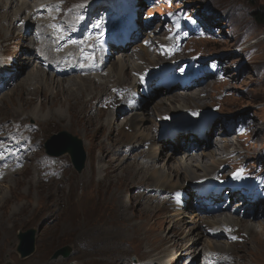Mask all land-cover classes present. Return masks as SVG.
I'll return each instance as SVG.
<instances>
[{"label":"bare ground","instance_id":"obj_1","mask_svg":"<svg viewBox=\"0 0 264 264\" xmlns=\"http://www.w3.org/2000/svg\"><path fill=\"white\" fill-rule=\"evenodd\" d=\"M92 1L0 0V53L7 56L0 60V66L18 69L0 88L3 89L7 81L14 80L30 96H35L32 93L37 86L44 87L48 80L43 78L40 71L51 79H59L63 90L73 96V110L98 132V136L96 132L90 135V141L101 153L99 164L102 178L97 180V173L90 167L78 175L70 174L67 167H54L55 161L43 155V140L58 128L55 122L42 120L49 118H31L27 115L16 119L0 117V193L10 191L20 181L25 185L30 182L39 188L55 191L48 195L49 206L39 205L33 210L34 221L37 222L35 226L39 232L42 228L48 232L47 227L56 228L62 218L66 219L63 223L67 222L68 214L77 217L74 210L83 199L87 201L90 198L92 181L100 189L105 184L109 186L110 180H123L134 207L156 215L155 220L161 221L171 232L170 235L164 234L163 237L169 238L163 240L156 236L162 232L144 234L142 228H139L140 224L137 225L136 230L141 231L138 234L141 246L139 248L134 243L130 250L131 254L142 260L140 264H168L171 259H176L177 264L182 255L190 253L191 258L197 252L190 264L258 263L252 260L255 258L252 254L244 258L242 252L250 241H254L253 238L264 236V175L242 184L237 169L246 167L242 166L241 160L251 159V155L255 157L254 152L258 146L256 137L260 129L253 124L250 113L231 117L239 107L223 95L231 87L226 65L217 62L212 73H208L192 65L198 58L196 49L176 54L179 51L177 43L166 47L161 39L155 42L147 35L143 37L140 29L146 31L148 23L142 27V24L138 26L135 21L140 12L148 7V0H142L143 5L140 0H131L133 6L138 3L134 15L122 0H97L101 1V5L97 6ZM113 2L120 6L122 18L119 20L113 16L91 27L93 22L99 20L100 7L105 9L104 5ZM233 5L236 4L231 3L230 7ZM25 12H28V17H23ZM34 17L39 20L33 22L34 31L28 35V30L24 31L26 19ZM123 27L127 34L121 32L111 38L114 32ZM136 36L139 39L134 45L136 52H118L117 63L108 61L112 48H126ZM253 38L249 45L259 43L257 36ZM22 44L26 50L13 53L15 46ZM127 60L130 65L122 68ZM171 60L175 63L163 66ZM32 67L34 69L27 77L16 80L22 72L26 74ZM37 79V85H32ZM168 79L178 81L177 90L170 93L185 102L172 103L176 98L166 96L170 94L166 93L165 81ZM157 80L165 83V89L159 91H163L161 97L152 105L156 104V108L153 107L154 115L149 117L151 121L142 114L143 108L140 109L138 104L140 95L147 96L149 85ZM79 86L82 88L77 90ZM133 88L138 92L133 93ZM165 98L171 101L166 108ZM198 100H206V104L199 105L196 102ZM2 108L0 105V115ZM208 108L220 115L219 121L211 126L204 125V110ZM120 116L122 122L118 123ZM176 124L193 125L196 128L192 131L171 132L168 138L159 143V131ZM217 134V140L212 143L210 138ZM115 136L116 141L110 144ZM138 138L142 140L139 142ZM177 150H183L184 153L176 157L174 154ZM258 153L257 159L260 157ZM182 156L187 157L185 159ZM207 158H210L209 163L204 162ZM120 166L132 169L137 174L127 175L130 181H124L127 173L120 171ZM225 168L229 170L220 174ZM258 168L262 169L261 165ZM198 171L203 172L201 177ZM21 177L28 181L20 180ZM216 178L219 183H216ZM231 180L235 181V188L228 189L232 197L227 199V192L223 190L230 187ZM190 185H194L195 192L187 195L185 190ZM76 192L80 196L74 202ZM48 207L53 211L47 217L45 209ZM39 212L45 216L44 219H39ZM31 224L32 221H26V225ZM178 226L179 231L183 226L191 230L183 238H178ZM148 243L155 249H150ZM79 246V249L70 246L74 250L72 258L75 254L81 255L84 252L82 250H87L84 245ZM143 247L148 252H160L156 255L158 258L163 256V259H159V263L154 262ZM39 254L37 245L34 253L26 259H20L18 264H36L41 261ZM127 261L128 257L113 263L104 258L100 262L97 258L88 263H77L128 264ZM41 262L53 264L46 260Z\"/></svg>","mask_w":264,"mask_h":264},{"label":"rangeland","instance_id":"obj_2","mask_svg":"<svg viewBox=\"0 0 264 264\" xmlns=\"http://www.w3.org/2000/svg\"><path fill=\"white\" fill-rule=\"evenodd\" d=\"M122 1L134 15L137 11L135 8L138 3L133 6V1L131 0ZM231 3L236 5H233L234 7L231 8ZM92 4L96 6L101 5V1L93 0ZM104 4L105 3H102V5ZM140 4L143 5L142 0H140ZM147 5L148 7L144 8L141 11L142 13L140 12L138 15L139 18L135 21L138 26L142 24V27L148 23L146 31L143 32L142 29H140V33L143 37L147 35L155 42L161 39L166 44V47L177 43L179 51H177L176 54L185 52L189 49H196L197 51H195L198 53V58L192 62V65L208 73H212L213 66L217 62H222L226 65L225 70L229 73V83L231 87L225 90L223 95L229 97V100L231 99V102H234V104L239 107L238 111H236V113L233 112L231 117L240 116L245 112L250 113L253 118V124L256 128L260 129V131H258V138L256 137L258 146L254 152L255 157L251 155V159L241 160L240 163L242 166L246 165V167H240L237 169V173L240 174L239 178L242 184L250 180L259 179L264 175V24H259V22L254 19L253 14L254 12L262 11L264 0H148ZM104 7L105 9L100 7L99 20L93 22L94 24H92L91 27L113 16H116L119 20L122 18L123 14H121V8L116 3H109L104 5ZM23 17H28V12H25ZM26 20V24L24 23L25 26L23 25L25 27L24 31L26 32V30H28V35H30L31 32L34 31L33 22H36L39 18H27ZM121 32L127 34L125 27L120 31L114 32L111 38L118 36ZM255 36H257L256 39L259 40V43L257 45H249L250 41L253 40ZM169 37H171L170 40H168ZM138 41L139 39L136 36L130 41L128 47L118 49L112 48L113 52L108 61H111L112 64L117 63L118 56H116V53L118 52L129 51L131 54L136 52L135 44H137ZM21 49L26 50L25 45L15 46L13 53ZM5 58H7V56L0 53V60ZM174 63L175 61L171 60L165 62L163 66H171ZM125 64L122 68L127 67V65L129 66L130 62L127 60ZM33 69V67L30 68L26 74L22 72L16 80L19 81L27 77ZM17 72L18 69L15 67L3 68L0 66V86ZM40 72L43 78L48 80L45 81L44 87L41 88V86H37L36 91L32 93V95L35 96H30L29 93L25 91L24 87L14 80L7 81L3 89L0 88V105L3 106L0 117L16 119L23 115H27L31 118H49L42 120L53 121L58 128L43 140L41 144L43 155L55 161L53 164L54 167H67L70 174L78 175L82 173L85 168L90 167L97 173V180L102 178L99 164L101 153L98 151L97 146L90 141V135L96 132L98 136V132L96 129L92 128V126H88L73 110V96L70 95L69 91L66 92L63 90V87H61L62 82L59 79H51V77H48L42 71ZM136 78H139V76ZM37 82L38 79L35 80L32 85H37ZM141 82L143 81L141 80ZM165 82H167L166 93L177 90V80L171 79L169 81L168 79ZM54 83H56V86H53ZM164 87L165 83L163 81H153V83L149 85L148 95H140L138 105L140 109L143 108L142 114L147 116L149 120H151L149 117L154 115L153 107H155L156 104L153 107L152 105L159 101L158 99L163 92L159 93V91L165 89ZM81 88L82 86H79L77 90ZM132 92L137 93L138 91L133 88ZM166 96L175 97V95L171 93ZM164 101V108L169 107L168 103L171 101L168 98H165ZM181 102L185 101L180 97L179 100L176 98V101H172V103ZM196 102L203 106L206 104V100H198ZM189 104L192 105L193 103ZM150 107L152 108L148 113ZM204 111L206 112L204 116L205 126H211L219 121L220 115L215 113L211 108ZM120 119L121 116L118 117L119 121ZM119 121L118 123L122 122ZM246 127L247 125L245 124L244 128ZM195 128L196 127L193 125L187 124L173 125L169 129H162L159 131L158 141L160 143L168 138L171 132H179L180 130L192 131V129ZM62 132L76 137L81 141L82 149L85 154V162L84 168L79 173L75 171L68 154L61 155L60 157H51L47 155L45 151V143L50 140L52 136H58ZM217 137L218 134L216 137L212 136L210 141H212V143L215 142ZM61 139L66 142L68 141L65 138ZM112 139V142L109 141L110 144L116 141V136ZM141 140V138H138L139 142ZM62 146V144H54L52 147L55 150H60ZM239 148L242 150L241 147ZM183 153V150H177L174 155L177 157ZM257 153L260 156L259 159L256 158ZM184 157L186 159L187 156ZM162 159L160 161V166L163 164ZM209 161L210 158L204 160L205 163H209ZM175 165H177V162H175ZM259 165H261L262 169L258 168ZM119 170L127 173L124 181H130L128 176L137 174L135 171H132V169H127L124 166H120ZM228 170L229 168H225L220 174L226 173ZM198 175L201 177L203 172L198 171ZM20 180L28 181V179L24 177H21ZM215 180L216 183H219L217 178ZM234 183L235 181L231 180L230 187L223 190L224 193L227 192L225 195L227 199L232 197L228 189L231 187L235 188ZM106 188L107 191L105 190ZM194 188V185L186 187V194L189 195V193L195 192ZM249 190L251 191L253 188H249ZM53 192L55 191L39 188V186H34L30 182L29 185H25L23 181H20L15 188H11L10 191L1 192L2 194L0 193V203H3L0 205L1 264L7 262L9 264H18L20 259L30 257L34 253L37 245L40 251L38 255L39 258L41 261L46 260L47 263L78 264L77 262L80 261L88 263L97 258L100 262H102V258H104L109 259L113 263L114 261L118 262L124 257H128V264H133L131 259L134 257L137 264H140L142 260L135 254H131L130 250L134 247V243L139 248L141 246L140 237L138 235L141 231L136 230L137 225L140 224L139 228H142L144 234L151 231L162 232L158 233L156 236L163 238V240L169 238V236L166 238L163 237L164 234H171L166 225L161 221H157V219L155 220L154 217H156V215L145 213L134 207V204L127 194L125 183L123 180L117 179L115 182L110 180L109 186L105 184L104 187L100 189L95 187L92 181L89 192L90 198L87 201L84 199L82 202L79 201L81 205H78L77 209L74 210V215H77V217L68 214L66 217L67 222L63 223L66 219L62 218L61 223L56 228L53 229V226L47 227L48 232H44L43 230L45 228H42L39 232L38 227L35 226L37 222L34 221L33 210L39 205L49 206V203H47L48 195H52ZM79 196L80 193L76 192L73 196V201L77 202ZM36 198L37 201L35 200ZM5 199L7 200L4 202ZM235 203L237 202L234 201L233 204ZM52 211L53 209L51 207L45 209L47 217ZM72 211L73 210H71V212ZM39 215L41 216H38L39 219H44L45 216L42 215V212H39ZM29 220L32 221V224L26 225V221ZM179 228L180 226L176 229L178 238H183L187 235L189 230H191L190 227L186 226H183L181 231H179ZM118 229L121 230L120 233H118ZM28 230H34V251L31 255L20 258L16 252L19 245L17 233H26ZM103 233H106V235H103ZM253 240L252 242L250 241V244L242 252L243 257H251L252 254L255 257L252 258V260L258 261L256 264H262V260L264 259V236H257L253 238ZM155 242H158V240ZM200 242L203 243L202 241ZM80 244L84 245L87 250H82L84 252L81 255L75 254L74 258H72V251L74 250L70 246H73L74 249H79ZM150 246L151 244H149L150 249H155L153 245V247ZM63 247H68L70 249L68 257L64 258L59 255L54 259L53 255L58 249ZM257 247H259V250H256ZM260 249H262L261 253L259 252ZM46 250L47 253L45 254L44 252ZM143 250L154 262L159 263V259H163V256L162 258L157 257L156 254L160 253L158 251L148 252L144 247ZM197 253L193 254L191 258L190 253L184 256L182 255L177 264H190ZM41 261H38L36 264L43 263ZM145 261H148V259ZM175 262L176 259H171L168 261V264H175Z\"/></svg>","mask_w":264,"mask_h":264},{"label":"water","instance_id":"obj_3","mask_svg":"<svg viewBox=\"0 0 264 264\" xmlns=\"http://www.w3.org/2000/svg\"><path fill=\"white\" fill-rule=\"evenodd\" d=\"M61 138H65L68 141H63ZM54 144H62L60 150H55L52 146ZM45 151L47 155L51 157H60L61 155L68 154L72 165L76 172H81L84 168L85 154L82 149L81 141L76 137L70 136L64 132L60 133L58 136H52L50 140L45 143ZM17 239L19 240V245L16 252L19 254L20 258H25L31 255L34 251V230H28L26 233H17ZM70 253L68 247L60 248L53 255L55 259L59 255L66 258ZM132 263L137 264L136 259L132 257ZM5 264H9L8 262Z\"/></svg>","mask_w":264,"mask_h":264},{"label":"trees","instance_id":"obj_4","mask_svg":"<svg viewBox=\"0 0 264 264\" xmlns=\"http://www.w3.org/2000/svg\"><path fill=\"white\" fill-rule=\"evenodd\" d=\"M253 17L256 21L259 22V24L260 23H261V25L264 24V7H263L262 11L254 12Z\"/></svg>","mask_w":264,"mask_h":264},{"label":"snow or ice","instance_id":"obj_5","mask_svg":"<svg viewBox=\"0 0 264 264\" xmlns=\"http://www.w3.org/2000/svg\"><path fill=\"white\" fill-rule=\"evenodd\" d=\"M238 175V174H237Z\"/></svg>","mask_w":264,"mask_h":264}]
</instances>
